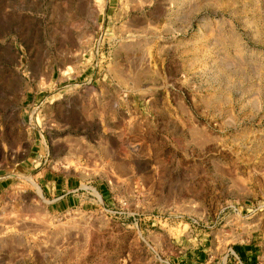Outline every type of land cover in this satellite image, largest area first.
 <instances>
[{"label":"rangeland","instance_id":"1","mask_svg":"<svg viewBox=\"0 0 264 264\" xmlns=\"http://www.w3.org/2000/svg\"><path fill=\"white\" fill-rule=\"evenodd\" d=\"M231 249L264 264V0H0V264Z\"/></svg>","mask_w":264,"mask_h":264},{"label":"crops","instance_id":"2","mask_svg":"<svg viewBox=\"0 0 264 264\" xmlns=\"http://www.w3.org/2000/svg\"><path fill=\"white\" fill-rule=\"evenodd\" d=\"M42 184L45 188H48L49 194L54 200L53 202H56V205H60L62 208H64V210H66L69 206L68 204L72 203L71 197H67L65 195L66 187L63 179L60 180L58 177H54L52 180H42ZM96 192L97 191L94 190L95 194H97ZM65 197H67L68 199H64ZM241 254H243L244 258L249 262L253 257L252 250H243V253Z\"/></svg>","mask_w":264,"mask_h":264},{"label":"built area","instance_id":"3","mask_svg":"<svg viewBox=\"0 0 264 264\" xmlns=\"http://www.w3.org/2000/svg\"><path fill=\"white\" fill-rule=\"evenodd\" d=\"M135 187H136V189H138L137 185ZM161 214H163V213H161ZM150 216L153 217V214H151ZM228 256H229L230 259L226 260L225 264H228L229 262L231 263L232 260L234 261V264H244V262H243L242 258L240 257V255L238 253H236L233 249L230 250Z\"/></svg>","mask_w":264,"mask_h":264},{"label":"bare ground","instance_id":"4","mask_svg":"<svg viewBox=\"0 0 264 264\" xmlns=\"http://www.w3.org/2000/svg\"><path fill=\"white\" fill-rule=\"evenodd\" d=\"M32 182V181H31ZM33 183V182H32Z\"/></svg>","mask_w":264,"mask_h":264}]
</instances>
